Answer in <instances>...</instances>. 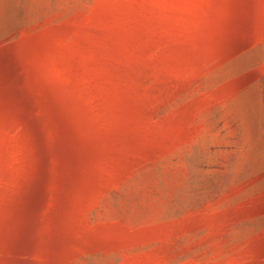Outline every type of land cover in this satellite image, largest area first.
Here are the masks:
<instances>
[{"label":"rangeland","instance_id":"obj_1","mask_svg":"<svg viewBox=\"0 0 264 264\" xmlns=\"http://www.w3.org/2000/svg\"><path fill=\"white\" fill-rule=\"evenodd\" d=\"M0 264H264V0H0Z\"/></svg>","mask_w":264,"mask_h":264}]
</instances>
